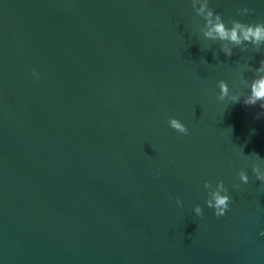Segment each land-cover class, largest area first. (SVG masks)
<instances>
[{"label":"water","instance_id":"water-1","mask_svg":"<svg viewBox=\"0 0 264 264\" xmlns=\"http://www.w3.org/2000/svg\"><path fill=\"white\" fill-rule=\"evenodd\" d=\"M0 264H264V0H0Z\"/></svg>","mask_w":264,"mask_h":264}]
</instances>
